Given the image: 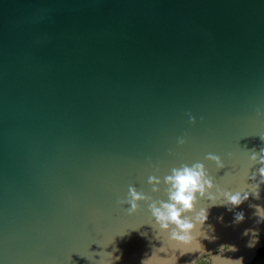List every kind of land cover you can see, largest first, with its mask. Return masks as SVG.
<instances>
[{"label": "water", "instance_id": "95a60500", "mask_svg": "<svg viewBox=\"0 0 264 264\" xmlns=\"http://www.w3.org/2000/svg\"><path fill=\"white\" fill-rule=\"evenodd\" d=\"M260 136L264 0H0V264H141L169 235L148 205L170 185L148 177L202 162L213 194L240 190ZM129 186L149 197L131 214L117 203ZM260 196L237 225L211 207L217 238L177 264H231L213 256L222 245L250 264Z\"/></svg>", "mask_w": 264, "mask_h": 264}, {"label": "clouds", "instance_id": "9594fccd", "mask_svg": "<svg viewBox=\"0 0 264 264\" xmlns=\"http://www.w3.org/2000/svg\"><path fill=\"white\" fill-rule=\"evenodd\" d=\"M257 114L259 115L260 113ZM188 116L189 122L194 123L195 117L190 114ZM260 139L264 141V136H260ZM185 143V138H177L178 145ZM205 159L213 161L217 169L225 167L221 157L218 155L208 153ZM249 159L257 167L252 171L251 175H247V180H250L251 183H246L245 188L237 191L217 187L216 194H213L211 191L214 187L213 177L202 162H195L190 166L181 164L179 167H173L170 170V174L164 176L163 181L155 175H150L147 182L152 185L153 192L159 191L158 186L161 183L170 185V187L166 188V201H153L148 205L154 223L159 225L161 231L168 232L169 235L166 239L155 236L156 239L162 241V246L155 248L152 255L142 260L141 264H149L153 258L160 262V264H177V253L184 255L186 253L199 252L200 257L204 256L206 252L201 244V239H209L211 241L217 238L213 234L214 227L212 225H207V230H205L209 209L213 206L224 207L226 211L233 212L232 225L242 223L245 220L244 212L234 210L247 201L250 195L254 200L261 199V185H264V146L259 147L258 151L252 150ZM197 193L200 198L206 196L210 202L207 207H201L198 211H196V204L198 203ZM148 199L149 197L143 192H139L135 187L129 186L127 197L118 200L117 203L129 205L127 211L131 214L138 209L139 201H146ZM157 204H159V207H157ZM249 207L254 209L255 224L264 223V206L250 204ZM185 213H194V215L182 216ZM217 220L223 222V214L217 217ZM257 232L258 230L256 229H245L242 234H251L252 240H254ZM142 235L146 236L147 233H143ZM251 242L249 246H251ZM225 250L235 251L236 248L234 245H222L219 254L213 256L218 257L221 261L231 262V264H241L239 260L233 261L230 258L224 257L222 253ZM160 253H164V255H160ZM200 257L197 260H200ZM115 259L118 260L119 257Z\"/></svg>", "mask_w": 264, "mask_h": 264}, {"label": "rangeland", "instance_id": "374dc122", "mask_svg": "<svg viewBox=\"0 0 264 264\" xmlns=\"http://www.w3.org/2000/svg\"><path fill=\"white\" fill-rule=\"evenodd\" d=\"M261 254L259 255V252L257 256L254 258V260L250 264H264V251L260 252Z\"/></svg>", "mask_w": 264, "mask_h": 264}, {"label": "flooded vegetation", "instance_id": "af4514ba", "mask_svg": "<svg viewBox=\"0 0 264 264\" xmlns=\"http://www.w3.org/2000/svg\"><path fill=\"white\" fill-rule=\"evenodd\" d=\"M264 241V240H263ZM261 251H264V244H263V246L260 248V250H259V255L261 254L260 252ZM258 254V253H257Z\"/></svg>", "mask_w": 264, "mask_h": 264}, {"label": "snow or ice", "instance_id": "6c2138e0", "mask_svg": "<svg viewBox=\"0 0 264 264\" xmlns=\"http://www.w3.org/2000/svg\"><path fill=\"white\" fill-rule=\"evenodd\" d=\"M149 264H151V262H149Z\"/></svg>", "mask_w": 264, "mask_h": 264}]
</instances>
